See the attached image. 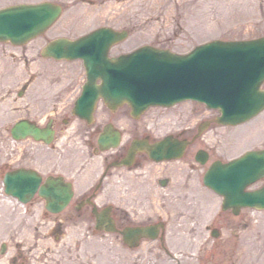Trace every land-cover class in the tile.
Returning a JSON list of instances; mask_svg holds the SVG:
<instances>
[{
    "label": "flooded vegetation",
    "instance_id": "obj_1",
    "mask_svg": "<svg viewBox=\"0 0 264 264\" xmlns=\"http://www.w3.org/2000/svg\"><path fill=\"white\" fill-rule=\"evenodd\" d=\"M41 37L32 46L34 55L40 56L51 40L46 34ZM19 57L12 66H0V132L11 137L14 124L25 120L40 130H51L52 135L49 143L34 137L20 140L16 147L18 165L7 169L36 170L42 175V183L50 177L60 178L71 184L72 194L68 205L57 213L47 207L39 192L34 194L23 205L32 218L31 236L10 237L11 246H6L2 264L38 261L42 257L39 251L48 240L44 253L50 254L55 264L67 259L65 253L72 255L70 264H99L94 258L98 253L82 248L89 237L98 241L108 238L123 245L128 252L125 264H136L135 251L139 248H144L139 254L155 257V263L222 264L226 258V264H258L248 261L251 214L246 208L237 213L224 209L222 197L204 185L195 157L194 129L183 126L173 132L174 137L193 140L181 160L155 162L144 150H136L131 156L134 139L154 144L164 135H154L136 123L119 124L130 112L126 105L123 111L112 110L98 100L90 117L82 115L76 101L84 77L60 83L55 76L44 75L43 82L38 83L35 80L41 77L37 74L46 72L45 67L25 78L24 68L18 64L30 62L26 48ZM9 72L17 74L12 83L5 82ZM109 126L119 130L121 138L115 148L101 151L98 139ZM1 147L7 149L8 145L2 142ZM95 162L98 171L88 177L87 169ZM127 240L139 246L132 247Z\"/></svg>",
    "mask_w": 264,
    "mask_h": 264
},
{
    "label": "water",
    "instance_id": "obj_2",
    "mask_svg": "<svg viewBox=\"0 0 264 264\" xmlns=\"http://www.w3.org/2000/svg\"><path fill=\"white\" fill-rule=\"evenodd\" d=\"M61 10L59 5L50 2L0 10V38L25 42L54 22ZM127 35L126 30L104 27L77 42L60 39L55 45L56 56L82 57L89 76L103 79L98 92L107 101L129 102L137 116L150 105H171L189 97L206 101L210 107H220L222 115L217 121L224 124L243 122L264 108V90L260 87L264 81V37L216 40L196 47L187 55L147 45L134 53L110 58V46ZM192 69L200 72L199 81L192 79ZM117 137L106 136L104 147L113 144ZM164 148L159 146L152 155L160 159L180 154L171 145ZM201 159L206 160V155L202 154ZM263 176L264 150L250 151L229 163L215 162L206 175V182L226 196L227 206L264 207V187L257 191L244 190ZM5 181L10 194L25 199L35 192L40 177L33 172L15 171ZM64 191L54 182L41 188L42 194L52 198L50 204L56 205V211L63 206L56 202H66L69 198Z\"/></svg>",
    "mask_w": 264,
    "mask_h": 264
},
{
    "label": "rangeland",
    "instance_id": "obj_3",
    "mask_svg": "<svg viewBox=\"0 0 264 264\" xmlns=\"http://www.w3.org/2000/svg\"><path fill=\"white\" fill-rule=\"evenodd\" d=\"M15 1L16 0H0V6ZM30 1L39 2L42 0ZM55 1L61 3L64 9L60 18L51 28L50 33L54 35L78 37L100 26H112L120 30L128 29L129 36L124 41L115 44L111 48V54L113 55L129 52L145 44L169 48L172 51L185 53L196 45L213 39L235 40L264 36V0ZM52 66L53 71H51V62L40 65L41 68L45 67L46 72L37 74V77H41L37 79L38 83L42 82V77L44 75H53L56 77V81L60 83L62 81L66 83L71 80H79L80 77L85 76L82 62L79 60L55 61ZM62 70H64V72H62ZM48 71H51V73ZM31 73L32 72H30V74ZM123 109L121 111H123ZM184 113H189L193 118V120L188 123L196 125V123L198 124L204 119L213 117L217 111L215 109H209L203 103L190 100L180 102L171 107H150L140 119L135 121L130 117V121L148 127L153 118L161 116L165 120L166 125H170L171 119H177L178 116H183ZM216 129L219 130L217 134L220 140L210 141L207 137V133L213 132ZM172 131H175V129ZM7 134L9 133L0 132V147L2 146V142L8 145L7 149L0 148V195H2L5 200L0 203V247L1 243L10 237H30L31 229L29 226L32 225V218L23 213L24 208L16 204V202H12V198L6 196L3 191L4 171L9 167L18 165V162H16L17 146H14L10 135ZM6 139L8 141H6ZM236 139L239 140L228 144L229 140L232 141ZM198 141L196 147L208 145L216 146L217 149L219 148L225 152L223 156L225 159L238 156L250 148L264 147V111L253 121L238 127H224L212 123ZM6 152H8V154H6ZM11 153L15 154L12 155ZM215 157L217 156L213 154L209 162L202 167L201 173H204ZM5 161L7 162L5 163ZM254 186H257V184ZM248 212L251 214V225L256 224L254 223V214H256V212H258L257 217L262 213V215L257 218V223L263 222L264 211L249 209ZM252 229L254 232V228ZM89 235L94 234L89 232ZM106 240L107 239L104 241ZM104 241H98L97 237H89L82 248H86L90 253H98L97 258L95 256L94 258L97 259L99 264H125L123 260L119 258V256H123L124 250L121 251L120 249V251L117 252L115 249L117 243H105ZM49 242L50 240H48L47 245ZM102 242L105 243L104 247V243ZM8 245L11 246L9 242ZM40 245L42 246L41 241ZM47 245L39 251L40 255L42 253V257L40 256L38 261L33 260L32 264L54 263L50 254L44 253L47 251L45 249ZM258 246L260 249H264V241L261 245L258 244ZM108 248H114L115 250H107ZM69 251L74 254V250L71 249ZM141 251L143 253L144 248H141ZM64 257H67V259L65 260L63 258L62 262H58L57 264L71 263L69 257L71 258L72 255L65 253ZM140 257H142V260H140L141 262L147 263L151 261L150 264H163L161 260L155 263V257L150 258L139 254V258ZM35 258L36 257H34V259ZM90 258H93L91 254ZM0 260H3L1 255ZM221 262L222 264H226V258Z\"/></svg>",
    "mask_w": 264,
    "mask_h": 264
},
{
    "label": "bare ground",
    "instance_id": "obj_4",
    "mask_svg": "<svg viewBox=\"0 0 264 264\" xmlns=\"http://www.w3.org/2000/svg\"><path fill=\"white\" fill-rule=\"evenodd\" d=\"M193 118L189 113H184L183 116H178L177 119H171L170 125H166L165 120L160 116L157 118H153L151 120V125L154 128V130L157 131H164L167 129H171L173 127H180L183 125H188L190 121H192ZM219 130H214L213 132L207 133V137L210 139V141L219 139V135L217 134ZM2 201H5L2 195H0V203Z\"/></svg>",
    "mask_w": 264,
    "mask_h": 264
}]
</instances>
